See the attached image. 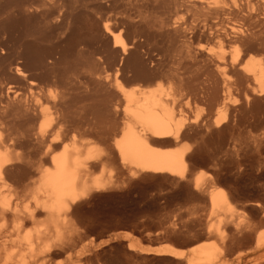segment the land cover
Masks as SVG:
<instances>
[{
  "label": "bare ground",
  "instance_id": "1",
  "mask_svg": "<svg viewBox=\"0 0 264 264\" xmlns=\"http://www.w3.org/2000/svg\"><path fill=\"white\" fill-rule=\"evenodd\" d=\"M254 154L264 164V0H0L1 258L50 264L77 230L72 205L122 179L200 189L202 166ZM208 193L219 247L128 234L129 248L226 264L237 209Z\"/></svg>",
  "mask_w": 264,
  "mask_h": 264
},
{
  "label": "rangeland",
  "instance_id": "2",
  "mask_svg": "<svg viewBox=\"0 0 264 264\" xmlns=\"http://www.w3.org/2000/svg\"><path fill=\"white\" fill-rule=\"evenodd\" d=\"M255 155L240 165L226 161L219 175L212 162L202 166L200 189L195 188L194 177L156 175L125 178L114 187L90 193L72 205L77 230L51 256L50 264H186L170 255L130 249L124 236L129 234L141 247H219L216 238L207 237L217 221L208 202L213 184L232 196L237 209L231 221L221 224L229 238L226 264H264V248L254 249L256 234L264 232V164ZM2 256L0 264H14Z\"/></svg>",
  "mask_w": 264,
  "mask_h": 264
}]
</instances>
